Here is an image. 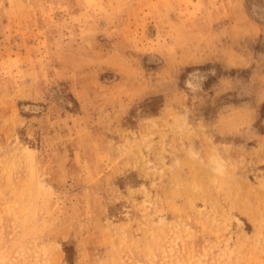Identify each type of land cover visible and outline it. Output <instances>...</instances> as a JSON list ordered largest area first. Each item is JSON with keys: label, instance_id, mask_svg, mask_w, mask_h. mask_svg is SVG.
<instances>
[{"label": "rangeland", "instance_id": "obj_1", "mask_svg": "<svg viewBox=\"0 0 264 264\" xmlns=\"http://www.w3.org/2000/svg\"><path fill=\"white\" fill-rule=\"evenodd\" d=\"M0 264H264V0H0Z\"/></svg>", "mask_w": 264, "mask_h": 264}]
</instances>
